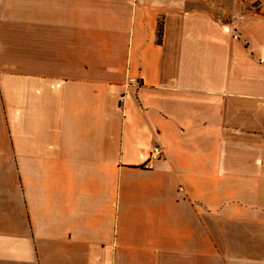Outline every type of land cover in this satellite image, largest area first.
<instances>
[{
    "label": "crops",
    "instance_id": "1",
    "mask_svg": "<svg viewBox=\"0 0 264 264\" xmlns=\"http://www.w3.org/2000/svg\"><path fill=\"white\" fill-rule=\"evenodd\" d=\"M248 3L0 0V264H264Z\"/></svg>",
    "mask_w": 264,
    "mask_h": 264
},
{
    "label": "built area",
    "instance_id": "2",
    "mask_svg": "<svg viewBox=\"0 0 264 264\" xmlns=\"http://www.w3.org/2000/svg\"><path fill=\"white\" fill-rule=\"evenodd\" d=\"M162 149L159 145H155L149 153L148 160L145 163V168H151L153 163L160 160L162 157Z\"/></svg>",
    "mask_w": 264,
    "mask_h": 264
},
{
    "label": "rangeland",
    "instance_id": "3",
    "mask_svg": "<svg viewBox=\"0 0 264 264\" xmlns=\"http://www.w3.org/2000/svg\"><path fill=\"white\" fill-rule=\"evenodd\" d=\"M246 4L248 3V0H235V5L238 6L239 8H246ZM256 3H253L251 6L256 7Z\"/></svg>",
    "mask_w": 264,
    "mask_h": 264
},
{
    "label": "trees",
    "instance_id": "4",
    "mask_svg": "<svg viewBox=\"0 0 264 264\" xmlns=\"http://www.w3.org/2000/svg\"><path fill=\"white\" fill-rule=\"evenodd\" d=\"M160 36H161V26L158 27V43L160 40Z\"/></svg>",
    "mask_w": 264,
    "mask_h": 264
}]
</instances>
